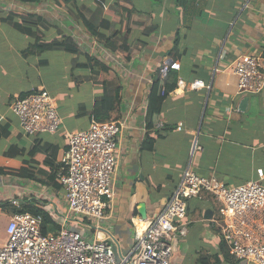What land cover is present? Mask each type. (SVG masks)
I'll list each match as a JSON object with an SVG mask.
<instances>
[{"label":"crops","instance_id":"obj_1","mask_svg":"<svg viewBox=\"0 0 264 264\" xmlns=\"http://www.w3.org/2000/svg\"><path fill=\"white\" fill-rule=\"evenodd\" d=\"M67 39L76 50L61 47ZM250 54L264 67V0H0V203L26 200L65 213L45 161L59 168L68 134L95 119L105 87L115 101L101 121H122L123 129L99 236L117 258L129 251L134 225L145 227L161 210L188 165L228 185L264 186V91L238 93L230 72L233 61ZM173 62L179 69L162 77ZM198 79L205 88H187ZM37 89L55 98L61 125L27 136L8 105ZM194 133L202 150L190 156ZM210 198L187 202L188 231L174 241L170 264H199L201 257L223 264ZM1 214L6 225L14 215Z\"/></svg>","mask_w":264,"mask_h":264},{"label":"built area","instance_id":"obj_2","mask_svg":"<svg viewBox=\"0 0 264 264\" xmlns=\"http://www.w3.org/2000/svg\"><path fill=\"white\" fill-rule=\"evenodd\" d=\"M168 69L178 70L179 64L169 63L161 70L162 77ZM217 70L215 66L213 71ZM230 72L237 79L238 93L264 91L260 55L237 58ZM205 87L200 79L187 86L191 90ZM8 106L24 135L52 134L60 128L55 98L45 89L15 97ZM122 129V121L92 118L85 129L68 134L54 180L60 187L65 213L39 206L57 223L58 231L42 234L41 215H12L5 228L6 240L0 246V264H170L171 241L188 231L187 202L204 193L220 204L217 227L228 254L240 264H264V186L258 181L228 185L215 177L197 174L189 165L161 210L148 219L145 227L134 225L129 251L117 258L114 246L99 235L108 218L106 208L114 196ZM175 129L181 131L183 127ZM189 142L190 156L202 150L197 133ZM257 174L262 177V170L258 169ZM11 202L19 205L17 199ZM76 227H83L88 234Z\"/></svg>","mask_w":264,"mask_h":264},{"label":"trees","instance_id":"obj_3","mask_svg":"<svg viewBox=\"0 0 264 264\" xmlns=\"http://www.w3.org/2000/svg\"><path fill=\"white\" fill-rule=\"evenodd\" d=\"M93 32H94V30H93ZM113 34H114V32L107 39V42H105V45H107L108 47H113V44L111 42V39L114 37ZM54 44L51 43V44L44 45L43 48H45V49L52 48ZM55 46H57V45H55ZM61 47L63 49H66V50H72V51L76 50V47L73 44L72 45L70 44L69 39L65 40V42L62 44ZM38 50L39 49H37V51ZM37 51H36V53H37ZM167 88H173V87L171 85V87H167ZM103 91H104V94L99 100H97L96 105H95V111H94L95 119L100 120V121L104 120V116L107 112L106 108L111 107L113 101H115V98L112 96V93L110 90H108L105 87V89ZM21 96H23V95H21ZM115 96H118L117 92H116ZM104 106H105V109L102 110V108ZM45 162L47 164H49L52 168V175H51L49 181L53 183L55 173L57 170V166H54L53 163L50 162L49 160H46ZM0 208L3 210H6L7 212H9L11 214H16V213H21V212H29L33 215H41V217H42V234H44V235L48 234L50 232L56 233L58 230V225H56V223H54L51 220L50 216L46 212L41 210L40 208L31 205L29 203V201L21 200V201H19L18 206L13 205L11 201H5V202L0 203ZM220 250H222V252H223V264L224 263L225 264H232L233 262H235V260L228 254V251H227L223 242H221ZM199 260H200L199 264H220L219 259H215L214 263H209L208 261L205 262L204 257H201Z\"/></svg>","mask_w":264,"mask_h":264},{"label":"rangeland","instance_id":"obj_4","mask_svg":"<svg viewBox=\"0 0 264 264\" xmlns=\"http://www.w3.org/2000/svg\"><path fill=\"white\" fill-rule=\"evenodd\" d=\"M28 136V135H27ZM211 198V204H212V212H213V225H215V228H216V226H217V222L220 220V216H219V212H218V210H219V207H220V204H219V202L216 200V199H214L212 196H210ZM187 213V212H186ZM187 215V214H186ZM6 221H7V216L6 215H3V214H1V216H0V234L1 235H3V233H1V232H4V230H5V225H6ZM179 238H182V237H179ZM178 238V239H179ZM177 239V238H176ZM176 239H174V240H172L171 241V243H172V246H173V243H174V241L176 240Z\"/></svg>","mask_w":264,"mask_h":264},{"label":"water","instance_id":"obj_5","mask_svg":"<svg viewBox=\"0 0 264 264\" xmlns=\"http://www.w3.org/2000/svg\"><path fill=\"white\" fill-rule=\"evenodd\" d=\"M139 213H140V216L145 217V212L143 210L140 211ZM206 213L209 214L210 212L209 211H206ZM207 218H209V217H207Z\"/></svg>","mask_w":264,"mask_h":264}]
</instances>
